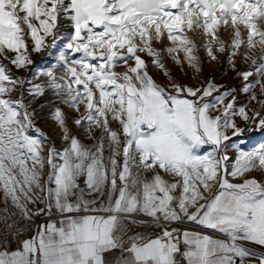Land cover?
<instances>
[{
    "label": "snow or ice",
    "instance_id": "6c2138e0",
    "mask_svg": "<svg viewBox=\"0 0 264 264\" xmlns=\"http://www.w3.org/2000/svg\"><path fill=\"white\" fill-rule=\"evenodd\" d=\"M258 20L264 0H0V211L60 216L22 250L0 252V264H264L245 246L264 247V182L229 179L264 173V143L244 147L246 132H264V65L253 80L238 73L240 103L236 89L198 80L185 34L203 29L208 58L215 47L235 68L241 45L264 49ZM218 25L233 28L230 45ZM50 50L52 62L33 70L32 54ZM165 54L197 84L178 80ZM46 106L62 148L38 126ZM135 225L159 234L130 235Z\"/></svg>",
    "mask_w": 264,
    "mask_h": 264
},
{
    "label": "rangeland",
    "instance_id": "374dc122",
    "mask_svg": "<svg viewBox=\"0 0 264 264\" xmlns=\"http://www.w3.org/2000/svg\"><path fill=\"white\" fill-rule=\"evenodd\" d=\"M63 27L61 28V32L65 35L68 34L70 31V25L66 21L61 22ZM258 27H261L264 29V20H258L257 21ZM240 31H241V39L246 40L248 36V31L245 28L243 24L239 25ZM188 32V33H187ZM196 33V36H195ZM185 34L194 40L195 44L198 46L197 55L200 58L201 61V67H202V74H196L193 69L188 68L187 65H185V71L187 75H185L183 72L180 71V69L175 66L172 63V60L170 57L165 54V63L169 67V69L172 71L173 75L176 76L178 80H180L182 83L187 84H197V80L193 79L194 76L198 75V80L200 82H204L207 80H212L217 85H223L224 88H231L236 89L237 93L239 95V102L245 103L246 97L243 93L239 92L240 87L243 84L242 77L238 75L239 72H243L246 70H251L253 72V76L249 78V80L256 79V68L260 67L261 65H264V49L261 48L260 44L257 43L255 47L249 48L244 45H241V48L237 51V55L233 58L236 62V67L233 68L226 59L225 53L219 52L215 47L213 48L214 53L217 55L218 59L216 61H212L210 58H208L206 54V50L204 49L203 45L211 39L210 36L206 39H200L198 35V29L195 31L192 30H185ZM217 37L220 41L224 42L226 45H230L232 39L234 38V30L231 26H225V25H218L217 26ZM194 36V37H192ZM197 38V41H196ZM258 39V38H257ZM200 40V41H199ZM199 42V43H198ZM164 43L168 46L170 45V42H168L166 39ZM155 47L160 48L161 46L159 44H156ZM230 50V49H229ZM57 50H50L47 53H33L32 59L35 61V65L33 66V70L35 68H43L48 66L52 60L54 59L55 52ZM242 53L247 54V59H244L242 57ZM181 57H183V53L180 54ZM145 59H150L148 57H145ZM150 74L153 75L155 79H157L161 83L167 82V78L163 76L162 72L160 70L150 67ZM68 111V109H65ZM47 112V106L44 110L38 109V114L41 115V119L38 122V126L51 138V142L55 143V146L57 148H62L65 146L66 142H62L59 139L58 132L59 130L55 128L54 121L51 119L50 116L46 115ZM74 132L77 131L76 129H73ZM33 135H36V133H31ZM80 139L82 142L91 145L92 141L87 140L86 136L81 132L79 133ZM244 137L247 140V143L244 145L246 149H251L258 145L259 143H264V132H252L248 133L246 132L244 134ZM207 146L202 151H206ZM229 155H234V153H229ZM47 167L45 168V172H47ZM255 177L257 180H260L264 182V178H260L259 176H242L235 179H229L233 183H242L244 179L246 178H252ZM32 210V212H36L37 208L35 206H29ZM39 207H43V205H40ZM3 208V205L0 204V209ZM59 220L60 216L58 213L53 212V214L48 216H33L32 219L25 220L22 219L17 212L16 215H8L6 213H3L0 211V252L7 251L11 253L12 251L16 250H22V241L26 239L32 238L37 230L38 226L41 224H47L50 221L57 222V226H59ZM11 226V227H10ZM176 226V225H173ZM187 229L191 230H202L203 232L210 231L211 235H215V237L218 238H224L219 233L214 232L213 230L203 229L196 225H186ZM17 229H20L17 231ZM141 233L150 237H154L155 235L159 234V229L153 230L151 227H145L142 225H135L132 227L131 232L129 233ZM248 248L252 250H261L262 252L257 253H264V247L254 245L249 243ZM247 247V243L245 244ZM259 264V260L255 259L253 257H246L245 258V264ZM237 264H239V259L237 258Z\"/></svg>",
    "mask_w": 264,
    "mask_h": 264
},
{
    "label": "crops",
    "instance_id": "0c3cea01",
    "mask_svg": "<svg viewBox=\"0 0 264 264\" xmlns=\"http://www.w3.org/2000/svg\"><path fill=\"white\" fill-rule=\"evenodd\" d=\"M230 179H233V178H231L230 177ZM188 230H190V231H197V232H201L202 234H207V235H209V236H212L213 238H218V237H215V235H211L210 234V231H208V232H203L202 230H191V229H188ZM249 243H247V247L249 246L248 245ZM250 249V248H249ZM185 250V246L183 245V244H181V252H183ZM250 250H252V249H250ZM252 251H254V250H252ZM256 252H262L261 250H255ZM115 255H119V253L117 252V253H115ZM177 260L179 261V264H187V262L181 257V256H177Z\"/></svg>",
    "mask_w": 264,
    "mask_h": 264
},
{
    "label": "bare ground",
    "instance_id": "6f19581e",
    "mask_svg": "<svg viewBox=\"0 0 264 264\" xmlns=\"http://www.w3.org/2000/svg\"><path fill=\"white\" fill-rule=\"evenodd\" d=\"M188 33V32H187ZM189 36V35H188ZM195 36H196V33H195ZM197 36H199V38L200 39H206V38H208V36L207 35H205L204 33H203V29H198V35ZM192 37H194V36H192ZM194 39V38H193ZM196 41H197V38H196ZM200 41V40H199ZM199 43V42H198ZM255 175H257V176H259L260 178H264V173H261V172H259V171H252V172H249V173H246L244 176H255ZM242 177V176H241ZM238 178V177H237Z\"/></svg>",
    "mask_w": 264,
    "mask_h": 264
}]
</instances>
